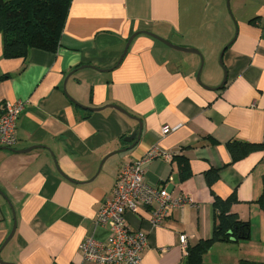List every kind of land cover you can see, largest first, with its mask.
Instances as JSON below:
<instances>
[{"label": "crops", "instance_id": "0c3cea01", "mask_svg": "<svg viewBox=\"0 0 264 264\" xmlns=\"http://www.w3.org/2000/svg\"><path fill=\"white\" fill-rule=\"evenodd\" d=\"M197 1L72 0L58 51L33 49L24 59L3 58L0 36V102L23 104L17 144L0 149V264H95L83 260L80 246L88 237L107 241L108 227L95 224L98 212L121 169L151 150L160 156L144 164L146 181L189 204L156 228L146 210L126 214L128 227L147 235L140 264H182L181 236L187 247L211 238L214 195L233 193L239 202L232 212L249 223L250 239L216 242L202 264H264V212L256 204L264 195V152L233 162L226 146L264 144V0L232 1L236 31L229 29L222 43L215 39L229 46L220 89L221 74L198 80L202 55L142 33L121 59L137 32L173 45L175 35V46L191 47L195 28L214 31L221 0L199 1L204 8L195 14ZM73 102L103 109L89 112ZM137 120L140 141L117 152L130 145L124 138L138 129ZM164 127L175 130L163 134ZM177 155L189 161L187 180L178 178ZM211 169L218 180L210 189ZM14 217V235L1 249Z\"/></svg>", "mask_w": 264, "mask_h": 264}, {"label": "trees", "instance_id": "16d2710c", "mask_svg": "<svg viewBox=\"0 0 264 264\" xmlns=\"http://www.w3.org/2000/svg\"><path fill=\"white\" fill-rule=\"evenodd\" d=\"M72 0H0V36L2 55L5 59L26 58L33 49L56 53ZM253 23V20L250 21ZM7 78L3 76L2 79ZM232 161L263 151L264 144L231 141L226 144ZM178 168L180 181L191 177L189 161L184 156L173 158ZM211 189L218 180V170L205 173ZM235 193L226 199L214 195L212 237L200 240L187 247V256L182 264H202L204 255L218 241L239 243L250 239V225L232 212L237 204ZM264 212V195L257 201Z\"/></svg>", "mask_w": 264, "mask_h": 264}, {"label": "built area", "instance_id": "2783aa9c", "mask_svg": "<svg viewBox=\"0 0 264 264\" xmlns=\"http://www.w3.org/2000/svg\"><path fill=\"white\" fill-rule=\"evenodd\" d=\"M22 110L21 102H0V148L12 149L17 144V121ZM174 130L164 127L162 133ZM157 156L160 153L151 150L144 158L128 163L121 169L113 195L101 207L95 222L96 226L108 227V239L103 243L92 237L86 238L80 246L84 261L95 264H140L147 247V235L143 231L130 229L126 214L138 215L141 210H146L150 214L151 226L156 228L162 225L171 211L189 204L187 197L169 194L165 185L153 186L146 181L143 166ZM1 218L0 214V222ZM180 244L186 253L185 236H181Z\"/></svg>", "mask_w": 264, "mask_h": 264}, {"label": "rangeland", "instance_id": "374dc122", "mask_svg": "<svg viewBox=\"0 0 264 264\" xmlns=\"http://www.w3.org/2000/svg\"><path fill=\"white\" fill-rule=\"evenodd\" d=\"M199 1L197 2V7L195 8V14L199 13L203 10L204 6H199ZM233 0H230L228 4V0H221L220 4L218 5L217 8V26L214 31L212 32H207V31H202L199 28H195L191 33L190 36L187 38V43L188 41L190 43H193L191 47H183V46H178L181 48H192L196 49L200 52V66L203 60V68L201 71V78L203 75L208 73L209 71H213L214 73H218L222 75V82L225 79V69L224 66L221 65L220 63V57L224 49L226 48V45L220 46L218 42L215 41V39L220 38V43L223 41V35L228 34L229 29H230V34L232 31L235 29L236 31V16L234 13V8H233ZM225 19H227L226 25H225ZM174 45L175 44V35L173 40ZM216 47V49L213 51V49ZM221 47V48H220ZM225 53V52H224ZM222 61H223V56H222ZM224 63V61H223ZM199 66V67H200ZM199 69V68H198Z\"/></svg>", "mask_w": 264, "mask_h": 264}, {"label": "water", "instance_id": "95a60500", "mask_svg": "<svg viewBox=\"0 0 264 264\" xmlns=\"http://www.w3.org/2000/svg\"><path fill=\"white\" fill-rule=\"evenodd\" d=\"M229 2H230V0H228V4H229ZM140 33L145 34V35H147V36H150V37L154 38L155 40H157V41H159V42L165 44V45L168 46L169 48L174 49V50H176V51L183 52V53H189V54H196V55L201 56V55H200V52H199L198 50H196V49H192V48H181V47L175 46V45L171 44L170 42L166 41L165 39H163V38H161V37H159V36H157V35H155V34H153V33H151V32H137V33L133 34V35L129 38V40H128L126 46H125V49H124V51H123V54H122L121 59H122V58L124 57V55L126 54V52H127L128 48H129V46H130L132 40H133L138 34H140ZM228 47H229V46H227V47L224 49V51L222 52L221 57H220V63H221L222 66H223L222 56H223L225 50H226ZM120 61H121V60H120ZM202 68H203V60H202L201 66H200V68H199V72H198V80H199V77H200V74H201ZM67 79H68V78H67ZM67 79H66V81H67ZM65 83H66V82H65ZM225 83H226V74H225V79H224V81L222 82V84L220 85L219 89L222 88V87L225 85ZM73 103H75V102H73ZM75 104H76L79 108H81L82 110L89 111V112H99V111H101V110L103 109V108H88V107L82 106V105L77 104V103H75ZM107 108L115 109V110L121 112L122 114H125V115L129 116L124 110L118 108L117 106L110 105V106H107ZM137 122L139 123V127H138V129H137L136 131H134L130 136H127V137L124 138V142H125L126 144H130V145H129L127 148L122 149V150L117 151V152H125V151H129V150L133 149V148L138 144V142H139L140 139H141V135H142V123H141L139 120H137ZM0 149H7V148H0ZM33 149H34V148H29V149L24 150V151H22V152H23V153H27V152H30V151L33 150ZM117 152H113V153L108 154V155L102 160V163H101V165H100V167H99V171H100V169H101L103 163L106 161V159H108L109 157H111L112 155H114V154L117 153ZM15 224H16V223H15V217H14V226H13V229H12L10 235L8 236V238L6 239V241L4 242V244L1 246V249H3V248L5 247V245L10 241V239L13 237L14 232H15ZM0 262H1V261H0Z\"/></svg>", "mask_w": 264, "mask_h": 264}]
</instances>
